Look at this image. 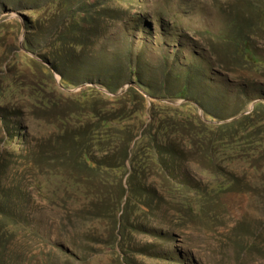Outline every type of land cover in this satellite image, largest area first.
<instances>
[{
  "label": "rangeland",
  "instance_id": "obj_1",
  "mask_svg": "<svg viewBox=\"0 0 264 264\" xmlns=\"http://www.w3.org/2000/svg\"><path fill=\"white\" fill-rule=\"evenodd\" d=\"M0 264H264V0H0Z\"/></svg>",
  "mask_w": 264,
  "mask_h": 264
},
{
  "label": "trees",
  "instance_id": "obj_2",
  "mask_svg": "<svg viewBox=\"0 0 264 264\" xmlns=\"http://www.w3.org/2000/svg\"><path fill=\"white\" fill-rule=\"evenodd\" d=\"M68 117V116H67ZM103 123H110L113 120L110 118H104L101 120ZM205 123V122H204ZM208 127L211 128H224L223 126H217L213 123H206ZM227 126V125H226ZM119 131H117L115 134L117 135L120 142L117 143V146H121V149L116 152V160L111 162L110 164H106L105 162H101L99 159L92 156L91 152L87 147L83 148L81 145L84 143L89 142L92 139V136H90L87 132L85 134H77L76 132H73V130H70L69 127L66 130V133L70 134V136L73 137H83V141H75L72 139L69 142H66L65 152L63 153L62 157L66 158L67 160H70L74 162L76 165L84 166L88 170H96L95 167L98 166L101 167H109V168H126L128 160L131 161L135 154L137 152L133 151L131 148L133 140L136 138L138 134H133L132 129L127 125H121L119 127ZM94 131L98 130L96 126H94ZM84 132V130H82ZM150 135V136H149ZM149 135L144 133L138 141H143L147 137H154L157 138L158 136H152L151 133ZM146 149L141 152V155L144 157L146 156V159L151 161L156 158H160L161 156V146L151 145L146 141ZM161 143V142H160ZM163 143V142H162ZM76 155L77 157L74 158L73 155ZM58 158V156H57ZM74 158V159H73ZM96 165V166H95ZM139 169V168H138ZM168 174V173H167Z\"/></svg>",
  "mask_w": 264,
  "mask_h": 264
}]
</instances>
